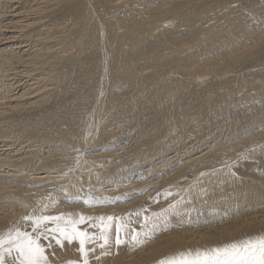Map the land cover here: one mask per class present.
<instances>
[{
	"label": "bare ground",
	"instance_id": "bare-ground-1",
	"mask_svg": "<svg viewBox=\"0 0 264 264\" xmlns=\"http://www.w3.org/2000/svg\"><path fill=\"white\" fill-rule=\"evenodd\" d=\"M81 215L88 264L264 237V0H0V235L83 264Z\"/></svg>",
	"mask_w": 264,
	"mask_h": 264
},
{
	"label": "snow or ice",
	"instance_id": "snow-or-ice-1",
	"mask_svg": "<svg viewBox=\"0 0 264 264\" xmlns=\"http://www.w3.org/2000/svg\"><path fill=\"white\" fill-rule=\"evenodd\" d=\"M87 202V201H86ZM62 217L57 216H27L23 219L32 220L34 222V230L45 221L56 220L59 221ZM86 218L81 215L78 221H74L71 227H60L51 231L59 233V237L56 240L57 244L62 246L64 241L71 243L73 240H79V251L85 254L83 264H88V260L85 252V243L91 239L87 232L81 231L76 227L78 223L84 222ZM91 219V218H88ZM101 220L104 217H100ZM109 221L113 220V217H107ZM147 219V218H146ZM107 225H102V228ZM104 244H107V236L102 233ZM132 240L136 244L144 243L139 239L138 234L132 235ZM124 241L117 238L116 244L119 245ZM7 244V252L10 254L13 249L19 253V264H50L47 258L43 255V247L38 243V237L34 238L28 232H22L19 228L9 230L6 235H0V249ZM104 244L101 247H104ZM0 264H5V259L0 254ZM67 264H79L78 261L70 260ZM158 264H264V237L257 238L255 240H246L242 243H233L226 245L223 248H213L207 251H197L195 254L180 253L178 257H172L166 260H160Z\"/></svg>",
	"mask_w": 264,
	"mask_h": 264
}]
</instances>
